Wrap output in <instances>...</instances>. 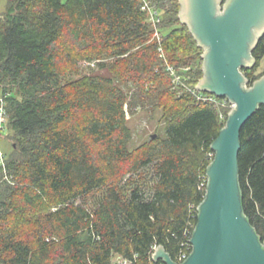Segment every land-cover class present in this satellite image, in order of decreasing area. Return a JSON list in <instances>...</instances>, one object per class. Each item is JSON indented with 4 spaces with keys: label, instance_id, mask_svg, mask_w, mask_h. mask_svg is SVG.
<instances>
[{
    "label": "trees",
    "instance_id": "trees-1",
    "mask_svg": "<svg viewBox=\"0 0 264 264\" xmlns=\"http://www.w3.org/2000/svg\"><path fill=\"white\" fill-rule=\"evenodd\" d=\"M7 2L0 93L17 148L0 169L16 186L0 196V263L166 264L153 259L158 245L181 262L228 109L222 97L202 101L173 83L169 65L191 87L203 77V48L181 22L179 0H153L160 40L141 0ZM253 56L243 69L249 85L264 35ZM83 65L91 71L74 77ZM152 100L166 102L165 135L132 150L125 104ZM241 143L243 209L264 240V104Z\"/></svg>",
    "mask_w": 264,
    "mask_h": 264
},
{
    "label": "water",
    "instance_id": "water-1",
    "mask_svg": "<svg viewBox=\"0 0 264 264\" xmlns=\"http://www.w3.org/2000/svg\"><path fill=\"white\" fill-rule=\"evenodd\" d=\"M179 2L181 22L203 48L197 90L226 97L234 106L211 144L214 158L190 239L192 252L178 262L158 245L153 259L166 264H264V240L244 213L239 179L241 131L264 104V75L249 85L243 71L257 63L253 50L264 35V0Z\"/></svg>",
    "mask_w": 264,
    "mask_h": 264
},
{
    "label": "rangeland",
    "instance_id": "rangeland-1",
    "mask_svg": "<svg viewBox=\"0 0 264 264\" xmlns=\"http://www.w3.org/2000/svg\"><path fill=\"white\" fill-rule=\"evenodd\" d=\"M8 2L7 0H0V17L5 14L7 10ZM164 32H168L169 29H164ZM203 53V51H202ZM195 68L199 67V63L197 62L194 65ZM93 70L95 72H99L100 70L92 64ZM91 71V69L87 65H83L74 75L77 77L83 73H87ZM101 73H108L107 71H100ZM99 72V73H100ZM255 74L260 78L264 75V58L260 61L259 66L255 70ZM190 77V76H187ZM195 78H193L194 80ZM200 81V80H199ZM1 95V93H0ZM129 100V99H128ZM128 102V101H127ZM166 102H160L152 100L146 101L144 106H139L136 110H130L128 104H125V108L127 110V124L132 130V139L129 142L128 146L130 149H136L140 145L144 144L149 140L150 135L156 134L153 138L163 137L165 134V127L168 122V115L164 111V106ZM228 112L233 108V106H226ZM17 148V139L14 135V132L7 127L3 130L2 135L0 137V163H4V160L10 159L13 156V153ZM5 167V165H4ZM0 169V196L4 194L5 189L10 187H15L16 184L11 176L8 174V171L5 168ZM1 258V252H0ZM114 264H117V257L114 259ZM1 264V263H0Z\"/></svg>",
    "mask_w": 264,
    "mask_h": 264
},
{
    "label": "built area",
    "instance_id": "built-area-1",
    "mask_svg": "<svg viewBox=\"0 0 264 264\" xmlns=\"http://www.w3.org/2000/svg\"><path fill=\"white\" fill-rule=\"evenodd\" d=\"M142 1V5L141 8L143 11H146L150 21L152 22V25L155 29V37H157L159 40L161 38V31H160V27H159V23L161 21V13L160 10L157 8V6L153 3V0H141ZM160 49H162L160 47ZM168 70L170 71V74L172 75L173 78V83L175 84H182L184 86V88L188 89L189 91H191L192 93H194L197 98L199 100L202 101H210V102H220L218 100V96H216L215 94L212 93H208V92H204V91H199L197 90L196 87H191L188 84H186L184 78L188 79L189 77L184 76L182 74H179L177 72V70L172 66L169 65L168 66ZM174 87H176V85H174ZM223 98V105L226 106H234L233 103H231L226 97L224 99ZM7 122H8V115H7V111H6V107H5V98L4 95H0V137L2 135L3 130L7 127ZM1 153V151H0ZM1 155V154H0ZM187 256L183 255L182 256V261L184 259H186ZM117 264H127L128 261L127 260H123L122 257L117 256Z\"/></svg>",
    "mask_w": 264,
    "mask_h": 264
}]
</instances>
